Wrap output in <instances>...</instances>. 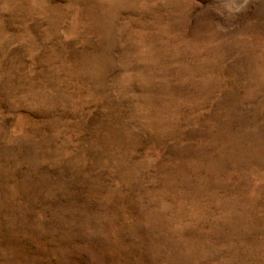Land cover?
<instances>
[{"label":"rangeland","instance_id":"obj_1","mask_svg":"<svg viewBox=\"0 0 264 264\" xmlns=\"http://www.w3.org/2000/svg\"><path fill=\"white\" fill-rule=\"evenodd\" d=\"M0 264H264V0H0Z\"/></svg>","mask_w":264,"mask_h":264}]
</instances>
